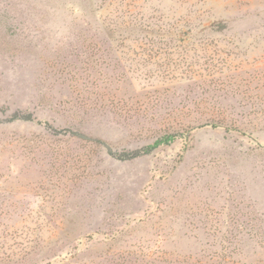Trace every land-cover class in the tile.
I'll return each mask as SVG.
<instances>
[{"label":"rangeland","instance_id":"obj_1","mask_svg":"<svg viewBox=\"0 0 264 264\" xmlns=\"http://www.w3.org/2000/svg\"><path fill=\"white\" fill-rule=\"evenodd\" d=\"M0 264H264V0H0Z\"/></svg>","mask_w":264,"mask_h":264},{"label":"trees","instance_id":"obj_2","mask_svg":"<svg viewBox=\"0 0 264 264\" xmlns=\"http://www.w3.org/2000/svg\"><path fill=\"white\" fill-rule=\"evenodd\" d=\"M174 136H169V137H166V138H164L165 140H164V142H168L170 139H172ZM157 144H160V143H163L162 142V140H159V141H157L156 142Z\"/></svg>","mask_w":264,"mask_h":264}]
</instances>
